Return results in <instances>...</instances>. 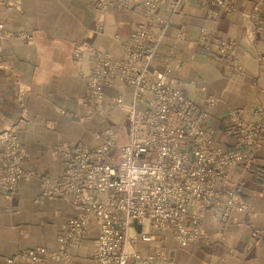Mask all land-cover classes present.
Segmentation results:
<instances>
[{"label":"built area","instance_id":"obj_1","mask_svg":"<svg viewBox=\"0 0 264 264\" xmlns=\"http://www.w3.org/2000/svg\"><path fill=\"white\" fill-rule=\"evenodd\" d=\"M190 1L95 2L101 11H127L138 5L145 21L130 37H114L123 51L121 57L85 41L75 44V59L81 65L87 63L88 69L83 72L87 88L81 99L86 112L74 117L90 120L97 113L117 110L124 122L119 129L107 127L95 147L85 142L52 147L51 154L63 165L57 179L25 170L28 153L17 133H0V191L8 209L15 208L12 203L19 194L20 181L37 178L43 196L70 198L77 210L55 248L20 250L6 259L7 264H42L48 258L69 264V249L85 241L92 227L97 229L93 259L99 264H165V251L142 254L135 248L137 242L150 243L155 233L164 232L182 248L196 243L210 245L212 239L204 226L207 211L215 210L213 219L226 227L233 211L249 209L239 185L229 187V175L235 169L251 171L257 163V154L264 146V105H251L242 116L237 111L229 113L239 144L233 151H225L215 144L216 133L208 124L207 111L170 81L171 61L164 71L151 69L170 24L160 14L161 8L174 15ZM236 1L200 0V4L215 7L210 14L219 19L223 12L234 10ZM15 2L0 0V49L15 36L1 21V13L11 10ZM103 31L104 23L100 22L97 32ZM21 37L30 40L27 35ZM198 43L211 58L227 59L238 74L242 73L243 65L234 56L235 41L214 40L208 29H203ZM258 63L264 68V54L258 55ZM119 85L132 89L131 102L126 101L125 90ZM111 88L116 92L108 96L106 90ZM23 94L20 92L19 98Z\"/></svg>","mask_w":264,"mask_h":264},{"label":"crops","instance_id":"obj_2","mask_svg":"<svg viewBox=\"0 0 264 264\" xmlns=\"http://www.w3.org/2000/svg\"><path fill=\"white\" fill-rule=\"evenodd\" d=\"M96 1L14 0V7L1 13V21L15 36L0 49V133L14 130L28 153L23 168L51 180L60 176L63 166L51 154L52 147L84 142L95 147L107 127L119 129L124 122L117 110L97 113L90 120L74 117L86 112L81 99L87 88L83 72L88 69L87 63L81 65L75 59V44L85 41L121 57L123 51L114 37H130L145 21L138 5L127 11H101ZM211 10L215 7L206 8L200 0H191L174 15L161 8L160 14L170 24L151 69L164 71L170 60V81L207 111L215 144L233 151L239 136L229 113L237 111L242 116L249 106L264 105V68L258 63V55L264 54V0H237L234 10L223 12L219 19ZM100 22L103 33L97 32ZM203 29L214 40L235 41L241 74L227 59L211 58L198 43ZM119 86L131 102L132 89ZM20 92L24 93L21 98ZM106 92L111 96L116 89ZM213 97L217 100L211 104ZM121 140L125 142L123 132ZM229 180V187L239 185L242 200L250 206L247 211H233L226 227L213 219L215 210L207 211L204 226L212 239L210 245L182 248L171 235L157 232L150 243L139 240L135 248L142 254L165 251V264H264V146L251 171L235 169ZM18 191L13 210L0 191V264H7L6 259L20 250L55 248L67 221L77 215L70 198L43 196L37 178L21 180ZM96 234L92 227L85 241L69 249V264H99L93 259ZM42 264L64 263L48 258Z\"/></svg>","mask_w":264,"mask_h":264}]
</instances>
